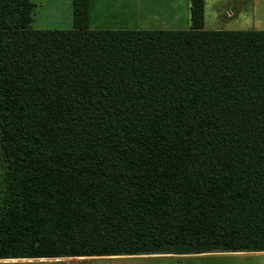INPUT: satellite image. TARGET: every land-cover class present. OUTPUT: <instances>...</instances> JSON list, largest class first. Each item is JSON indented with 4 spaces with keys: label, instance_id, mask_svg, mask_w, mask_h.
I'll use <instances>...</instances> for the list:
<instances>
[{
    "label": "trees",
    "instance_id": "trees-1",
    "mask_svg": "<svg viewBox=\"0 0 264 264\" xmlns=\"http://www.w3.org/2000/svg\"><path fill=\"white\" fill-rule=\"evenodd\" d=\"M35 29L0 0V259L264 252V30Z\"/></svg>",
    "mask_w": 264,
    "mask_h": 264
},
{
    "label": "rangeland",
    "instance_id": "rangeland-1",
    "mask_svg": "<svg viewBox=\"0 0 264 264\" xmlns=\"http://www.w3.org/2000/svg\"><path fill=\"white\" fill-rule=\"evenodd\" d=\"M37 2V7L33 12V27L41 29H67L72 27V18H66L69 13L73 15L72 0H30ZM234 1V0H233ZM132 7L133 0H91V16L89 12V21L91 27L95 29H139L133 15L124 14V6ZM249 4L250 0H244ZM244 2L239 0L238 3L221 0L219 12L226 16L228 9L238 11L240 5ZM258 10H255V17L234 16L231 19L218 21L214 19V6L208 7V19L206 20L207 29H228V30H264V0L257 1ZM262 7V8H261ZM67 13V14H66ZM166 29H175L169 27H182L175 25L157 26L167 27ZM160 29V28H157ZM0 264H264V252L261 251H241V252H207L201 254H162V255H122L112 257H60V258H17V259H0Z\"/></svg>",
    "mask_w": 264,
    "mask_h": 264
},
{
    "label": "crops",
    "instance_id": "crops-1",
    "mask_svg": "<svg viewBox=\"0 0 264 264\" xmlns=\"http://www.w3.org/2000/svg\"><path fill=\"white\" fill-rule=\"evenodd\" d=\"M132 1V0H128ZM228 2H235L238 3L239 0H227ZM244 2V0H241ZM257 1L259 0H250V3L245 4L244 6L240 5L238 7V11L235 14V11L232 9H228V13L226 16H224L222 13L219 12L221 7V0H205L204 5V29L206 28V20L208 19V7L214 6V12L213 17L216 20L223 21L225 19H231L234 16H245L247 18H251V20H254L255 17V10L259 9V6H257ZM32 2V1H31ZM133 6L129 7L131 3L126 7L127 2L124 6V14H131L130 11H132L133 8V15L135 17L136 22L139 24V29H166L167 27H157V26H166L169 25H175V26H181L182 27H169V28H175V29H187L190 27V0H133ZM35 4V8L37 7V2H33ZM90 7V16H91V9H92V3L91 0H89ZM262 8V7H261ZM67 14V13H66ZM264 15V12H263ZM34 16V15H33ZM66 18H72V15L69 13L65 16ZM34 19L32 17L31 26L34 24ZM91 23V19L89 21V25ZM73 24V20H72ZM35 28V27H33ZM72 28V27H71ZM90 28L95 29V27ZM35 29H41V28H35ZM66 29V28H65ZM67 29H70L67 28ZM214 29H217L216 27Z\"/></svg>",
    "mask_w": 264,
    "mask_h": 264
}]
</instances>
